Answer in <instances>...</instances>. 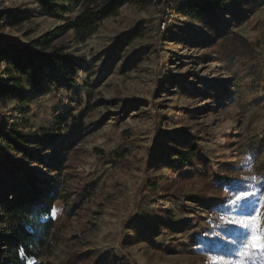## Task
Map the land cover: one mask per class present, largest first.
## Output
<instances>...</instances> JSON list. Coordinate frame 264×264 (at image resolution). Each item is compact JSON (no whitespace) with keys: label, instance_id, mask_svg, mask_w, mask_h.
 Listing matches in <instances>:
<instances>
[{"label":"rangeland","instance_id":"rangeland-1","mask_svg":"<svg viewBox=\"0 0 264 264\" xmlns=\"http://www.w3.org/2000/svg\"><path fill=\"white\" fill-rule=\"evenodd\" d=\"M207 1L192 15L180 3H125L88 38H58L71 62L24 81L23 103L0 102L27 135L19 148L0 136V216L30 177L61 196L48 247L26 264L76 253L79 264H221L225 241L242 264L264 245V0ZM7 11L0 34L28 43L80 9L60 19L39 0H0ZM192 145L181 164L175 151ZM242 176L260 185L229 196Z\"/></svg>","mask_w":264,"mask_h":264},{"label":"trees","instance_id":"trees-1","mask_svg":"<svg viewBox=\"0 0 264 264\" xmlns=\"http://www.w3.org/2000/svg\"><path fill=\"white\" fill-rule=\"evenodd\" d=\"M132 1L135 0H39L42 12L57 14L60 19H63V15L72 6H76L80 11L73 19H63L60 24L28 43H17L14 39L0 34V40L3 41L0 46V61L6 63L0 74V102H5L9 97H16L23 103L27 98L24 81L32 87L36 86L43 76V65L50 68L71 62V56L62 51L63 46L54 44L58 38L71 31L82 41L94 33L100 22L116 15L122 5ZM225 1L217 0L216 4L221 7ZM210 6L211 3L207 0L193 3L189 1L181 9L185 15H192L197 11H205ZM10 13L11 11L0 12V22ZM8 24L16 26L19 20L11 15ZM0 136L7 140L15 137L13 144L16 148L27 140L25 133L16 130L14 125L5 123L2 116ZM196 151L197 145H192L188 150H176L175 156L181 164H185L195 157ZM0 165L6 168L3 161H0ZM34 180L35 177L27 179L24 188L30 185L31 190L26 191V195L17 193L0 216V264H26L28 260L37 258L49 245L48 237L54 227V221L49 216L54 202L61 196L55 184L40 187L35 185ZM259 185L260 181L256 178L252 180L245 176L237 177L228 185V194L232 196L249 190L251 186ZM157 187V183H153L154 191ZM230 226L226 222L218 221L222 232ZM218 251L223 256L221 264H236L231 260L236 258V255L228 241H225ZM239 258L242 264H264V251L249 249ZM82 259L83 256L76 253L69 256L64 264H79Z\"/></svg>","mask_w":264,"mask_h":264},{"label":"built area","instance_id":"built-area-1","mask_svg":"<svg viewBox=\"0 0 264 264\" xmlns=\"http://www.w3.org/2000/svg\"><path fill=\"white\" fill-rule=\"evenodd\" d=\"M190 0H158L160 7L166 10H170L174 7V4H186L188 3Z\"/></svg>","mask_w":264,"mask_h":264},{"label":"snow or ice","instance_id":"snow-or-ice-1","mask_svg":"<svg viewBox=\"0 0 264 264\" xmlns=\"http://www.w3.org/2000/svg\"><path fill=\"white\" fill-rule=\"evenodd\" d=\"M245 195L246 194H241V196H238L237 199L238 200H242V199L245 198ZM257 248H258L259 251H264V245H257Z\"/></svg>","mask_w":264,"mask_h":264}]
</instances>
